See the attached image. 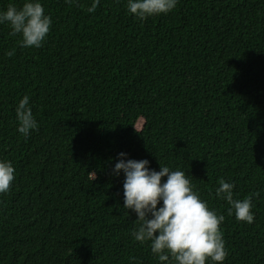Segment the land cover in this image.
<instances>
[{"label":"trees","instance_id":"1","mask_svg":"<svg viewBox=\"0 0 264 264\" xmlns=\"http://www.w3.org/2000/svg\"><path fill=\"white\" fill-rule=\"evenodd\" d=\"M90 2L41 0L52 25L40 48L0 25V159L15 171L0 264H157L130 235L136 215L111 171L121 152L184 171L225 215L223 264H264V0H178L143 22L127 0ZM10 3L23 0L0 10ZM24 95L38 122L26 138ZM219 178L235 199L258 193L252 224L226 214Z\"/></svg>","mask_w":264,"mask_h":264},{"label":"clouds","instance_id":"2","mask_svg":"<svg viewBox=\"0 0 264 264\" xmlns=\"http://www.w3.org/2000/svg\"><path fill=\"white\" fill-rule=\"evenodd\" d=\"M99 3L100 0H91L86 11L93 13ZM177 3L178 0H127L126 11L143 22L170 13ZM0 25L10 28L9 36L20 37V48H40L52 20L41 0H23L19 7L10 3L0 10ZM14 54L15 48L5 52L6 57ZM29 100L24 95L14 107L16 131L25 138L38 129ZM118 157L111 171L115 177L123 174L122 208L127 214L130 210L136 215L135 227L130 231L132 240L141 245L147 243L157 264H223L227 251L220 225L225 215L209 208L207 201L193 190L184 171L159 161L157 171L150 168L147 159H130L124 152ZM14 178L12 162L0 159V194L9 191ZM217 185L214 194L228 205L226 214L237 222L252 224L253 197L258 193L235 199L233 183L219 178Z\"/></svg>","mask_w":264,"mask_h":264}]
</instances>
